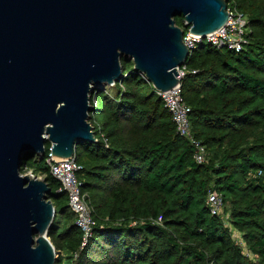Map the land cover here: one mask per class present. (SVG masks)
<instances>
[{
	"label": "trees",
	"instance_id": "1",
	"mask_svg": "<svg viewBox=\"0 0 264 264\" xmlns=\"http://www.w3.org/2000/svg\"><path fill=\"white\" fill-rule=\"evenodd\" d=\"M226 2L247 17V43L238 52L201 43L182 79L204 163L177 133L162 97L122 60L114 95L95 92L89 121L97 141L80 143L76 153L81 190L97 221L86 246L46 163L50 142L22 167L51 187L56 264H264V0ZM175 21L183 26L182 16ZM214 191L229 225L208 203Z\"/></svg>",
	"mask_w": 264,
	"mask_h": 264
},
{
	"label": "water",
	"instance_id": "2",
	"mask_svg": "<svg viewBox=\"0 0 264 264\" xmlns=\"http://www.w3.org/2000/svg\"><path fill=\"white\" fill-rule=\"evenodd\" d=\"M226 0H0V264H56L45 179L23 174L46 142L58 158L96 142L90 98L133 62L158 92L181 82L191 50L229 18ZM32 155L27 157V154Z\"/></svg>",
	"mask_w": 264,
	"mask_h": 264
},
{
	"label": "built area",
	"instance_id": "3",
	"mask_svg": "<svg viewBox=\"0 0 264 264\" xmlns=\"http://www.w3.org/2000/svg\"><path fill=\"white\" fill-rule=\"evenodd\" d=\"M227 11L229 13L227 23L218 30L207 34L205 38L200 35L191 34L190 27L184 28L182 26L185 31L183 41L191 50V53L201 43L217 49L228 48L237 52L243 49L247 43V17L236 8L228 7ZM186 72L187 66L184 65L179 69L181 82L174 88L166 92H158V94L162 97L164 105L172 117L177 133L190 140L195 148L194 158L196 162L202 164L207 159L206 148L193 135L190 118L191 107L182 94V79ZM142 76L146 80L145 75L142 74ZM109 87H113V85ZM96 103L97 97L96 93H94L90 98V105L94 106ZM46 163L50 168V174L61 183L59 191L67 194L69 209L74 214L75 223L82 232L81 247L83 248L91 239L97 221L88 204L87 195L81 190L78 171L82 169V165L78 162L77 155L70 158H58L54 156L51 152V147L46 157ZM23 174H30L31 176L44 179V175H35L32 168H28ZM208 203L212 208L213 214L218 215L221 213L224 201L219 193L215 191L210 192L208 195Z\"/></svg>",
	"mask_w": 264,
	"mask_h": 264
},
{
	"label": "rangeland",
	"instance_id": "4",
	"mask_svg": "<svg viewBox=\"0 0 264 264\" xmlns=\"http://www.w3.org/2000/svg\"><path fill=\"white\" fill-rule=\"evenodd\" d=\"M248 31H251V30H248ZM133 63V62H132ZM134 66V65H133ZM133 66L131 67V68H133ZM131 70V69H130ZM107 87V90L108 91H111L110 93H112L111 95H114V93H115V88H113V87H109V86H106ZM35 165V163H33L32 164V166H34ZM223 212V213H222ZM221 213H222V217L224 218V220L226 221V223L229 225V212L228 211H226V209L225 208H222V211H221ZM233 231H234V229H233ZM237 233V235L239 236L240 234H239V232L237 231L236 232ZM245 248V247H244ZM245 253L246 254H250L252 257H254L253 256V254L251 253V252H249V250H247L246 248H245Z\"/></svg>",
	"mask_w": 264,
	"mask_h": 264
}]
</instances>
